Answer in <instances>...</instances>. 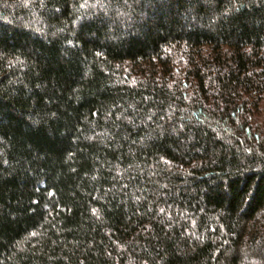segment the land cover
<instances>
[{
    "label": "trees",
    "instance_id": "16d2710c",
    "mask_svg": "<svg viewBox=\"0 0 264 264\" xmlns=\"http://www.w3.org/2000/svg\"><path fill=\"white\" fill-rule=\"evenodd\" d=\"M0 264H264V0H0Z\"/></svg>",
    "mask_w": 264,
    "mask_h": 264
}]
</instances>
